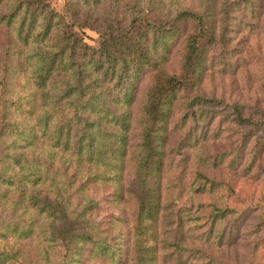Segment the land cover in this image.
Instances as JSON below:
<instances>
[{"label": "trees", "instance_id": "trees-1", "mask_svg": "<svg viewBox=\"0 0 264 264\" xmlns=\"http://www.w3.org/2000/svg\"><path fill=\"white\" fill-rule=\"evenodd\" d=\"M56 1L0 0V264H231L246 219L264 255V111L204 90L264 0Z\"/></svg>", "mask_w": 264, "mask_h": 264}, {"label": "rangeland", "instance_id": "rangeland-1", "mask_svg": "<svg viewBox=\"0 0 264 264\" xmlns=\"http://www.w3.org/2000/svg\"><path fill=\"white\" fill-rule=\"evenodd\" d=\"M192 2H195V0H188L189 4H192ZM62 6L63 0H57L55 7L61 10ZM261 10H263L262 14L256 16L253 20H249L244 14L243 16L238 14L240 21L254 23L256 28H249V31L242 30L236 34L235 43L239 51L233 59H230L226 52L221 55L222 61L232 63V66H227V70L223 73H221L222 69L217 66L212 67L207 72L208 77L204 84V90L208 95L214 91L217 94L220 93L219 96L223 98V103L227 108L239 103L244 105L246 111L249 112H254L257 106L264 111V6L261 7ZM239 22L235 23V27L239 25ZM187 31L188 28L186 33ZM88 36V42L97 46V36L92 32H88ZM182 47L181 40L174 45L168 65L169 70L175 74L179 71ZM229 69H233V71ZM150 82V74L145 73L139 83L140 91L143 92L150 85ZM250 177L242 179L236 175L234 180L246 197H253L260 192L262 193L264 185V176H262L263 178H258L255 175ZM91 196L101 205V210L95 215L96 219L103 220L110 213L121 215L120 209L110 202L111 198L108 193L100 191L92 193ZM242 216H244V213ZM254 219L256 218L254 217L251 223ZM249 223V219L243 221L240 225L242 231L239 233L235 246L226 250V259L231 264H264V255H259L255 250L253 254L251 253L250 229L253 225ZM122 229L126 237L127 226H122Z\"/></svg>", "mask_w": 264, "mask_h": 264}]
</instances>
